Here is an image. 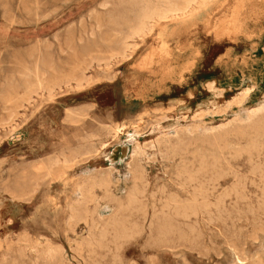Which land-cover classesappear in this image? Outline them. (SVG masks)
<instances>
[{
  "label": "rangeland",
  "instance_id": "rangeland-1",
  "mask_svg": "<svg viewBox=\"0 0 264 264\" xmlns=\"http://www.w3.org/2000/svg\"><path fill=\"white\" fill-rule=\"evenodd\" d=\"M130 1L0 0V168L2 169H0V264H3V261L5 264H98V262L99 264H101V262L104 264H108L109 262V264H260L261 262V264H264V132L255 135L254 138L249 137L242 140L233 134H226L224 137H227L223 138V143L219 148L214 146L212 148V146L207 143L202 144L196 141L204 128L214 129V133L221 131V127H225L226 124L229 125L236 115L244 113L246 110L253 111L264 101V99L257 100L259 102H256L257 104H255V106L250 104L252 108L250 105L247 107L239 106L238 109H230L229 111L226 110L225 112H221L220 106L224 105L225 100L227 101V99H230V95L226 96L225 100H217L214 94L205 90L206 87L204 86L205 82L212 79V77H219L221 75L223 78H228V76L234 72V70H231V73L227 75L229 70L219 71L218 67H216V62L220 57L227 54L229 55L230 51L233 49L235 51L232 52V58L237 57V55H242L241 53L247 49L249 43L251 44L249 41H255L257 37H260V35L264 33V0H212L213 2L210 1L206 9L189 21H162L155 25L152 23V29L142 37L127 39V31L129 32L130 26L132 27L135 25L139 16V11H141L143 7L141 2H138L141 0H132L133 3L135 2L134 5L136 4L135 6L131 5L132 2ZM147 1L151 3L152 1L153 3L156 2V0ZM104 4L110 5L105 6ZM117 6L120 7L118 8ZM131 6L133 7L131 8ZM134 15H136L137 18H135ZM233 21L234 25L232 24ZM230 24L232 26H230ZM96 25H98L99 30H97ZM91 32L93 36H91ZM118 33L121 35L124 34L123 40V35L121 36ZM95 38L97 40H95ZM124 40L126 41L125 43L128 44L125 46L126 49H124L123 46ZM42 41L44 42L41 43ZM57 41L58 43H56ZM101 41L107 44L104 43V45ZM108 41L112 44L108 45ZM245 42L247 45H245ZM79 44L83 46L82 48L84 49H82ZM116 44L118 45L116 46ZM89 45L91 47H89ZM43 48H45V50ZM109 50L112 52L114 51L116 54L108 52ZM124 50L126 51L124 52ZM60 52H62V54ZM125 53L128 57H126ZM91 55L92 57H90ZM106 55H109V57ZM93 56H96L97 59L95 60L96 57ZM103 56L104 61L102 60ZM105 56L107 60H105ZM110 56H112L113 59ZM43 58L44 62H42ZM85 58L87 59L85 60ZM98 58L100 59L98 60ZM101 60L103 63H101ZM108 60L112 61L107 62ZM84 61L86 64H83ZM90 61H93V63L91 62V64ZM41 63L42 66H40ZM49 68H52L53 71ZM81 73L86 77V80H84L85 78ZM38 75H43L44 78ZM103 76H105V78H103ZM37 77H39L40 80ZM32 78L34 79L33 81H31ZM109 78L111 80L108 81L107 79ZM67 79L68 81L66 82ZM13 80L15 82H13ZM26 80H28V83ZM35 80H39L41 83H36ZM45 80H47V83ZM56 80H60L61 83H58L59 81L56 82ZM43 81L45 83H43ZM78 82H81V84L79 85ZM16 83L19 84L16 85ZM31 83L33 86H31ZM15 85L20 88H17ZM47 85H50V88L47 87ZM34 86L36 89H33ZM42 86L43 88L41 89L40 87ZM58 86L61 87L59 88ZM28 87H30V89ZM44 87L46 91H44ZM33 91L36 93L35 95ZM248 94L249 91L243 92L225 107L233 106L235 101L239 98L245 99ZM192 96L194 99H191ZM9 99L11 101L10 103ZM173 99L184 102V107H173ZM90 107L93 109L90 110ZM84 108L85 110H82ZM87 110L90 111L88 112ZM70 111H73V114ZM72 115L74 116L72 117ZM74 118L79 119L78 122ZM9 119L12 123H10L11 121ZM230 127L231 126H228L224 129L230 130ZM188 129L192 131L191 134H188ZM111 130L113 133L110 132ZM117 130L119 131L118 133ZM176 132L180 133L183 140L185 139L183 149H185V151L187 150V152L173 153L171 151L167 152L165 148L164 150L160 147H155V149L151 147V145H153L152 143H154L156 139H159V137L172 136ZM128 134H137V143H139L138 145L142 148V153L139 154L138 160L136 159L134 163L131 160L130 154L125 158L127 149L120 147V145H128L130 149L133 150L134 145L128 144L127 142ZM213 134L208 136L210 140L216 137ZM85 140L89 142V146ZM103 144H106L105 148ZM87 147L88 149H86ZM91 147L93 149L95 148L93 151H95L96 155L95 153H93V155L89 154L90 149L92 150ZM251 148L253 149L250 150ZM204 151L205 153H203ZM75 152H83L81 158L76 162L77 164H75V162H66L65 164L64 162H53V164L49 162L51 166H48V162H42V166L41 162H30L31 160L39 158H58L60 155V158H65V156L69 157ZM195 153L196 155H194ZM145 154H147V156ZM202 156L206 162L200 163L199 160L202 159ZM225 156L226 159H224ZM248 159L250 160L248 161ZM192 160H194V162ZM57 163H59V165H57ZM182 163H184V165ZM17 166L20 168V171ZM52 166L54 167L53 169ZM64 166H66V168ZM134 166L142 167V169L144 168L143 173L145 177L139 182V189L141 191L139 194L140 203L134 208L137 212L132 208L126 207V205L124 206L126 209L118 206L119 199L126 204L127 192L132 188V184H134L130 173L132 169L135 168ZM46 167L48 169L51 167L50 169L52 171H46ZM48 171H50V173ZM86 171L95 174L100 171L101 174L105 175L106 172H112L109 174L110 177H112V179H110V192H107L103 188L94 189L97 201L95 202L96 204L88 203L86 205V203L78 199L75 192L78 187L77 182L79 181L78 184L82 182ZM60 175L64 177L60 178ZM191 175L193 176L191 177ZM43 178L44 182L42 180ZM124 178L125 180L127 179V181H125ZM208 178L212 179L208 181ZM52 181L54 182L52 183ZM179 182L180 184H178ZM3 185L6 189L3 188ZM42 185L45 186V188H43ZM74 185H76V189ZM4 191L6 194L3 193ZM191 191L192 193H190ZM151 192L153 194H151ZM109 193L111 194L109 195ZM187 194H189V198ZM15 195L20 196V198L15 197ZM113 195L118 196V198H114ZM108 197L110 200L107 199ZM102 198L107 199V201H102L104 200ZM108 200L111 202V205L108 204ZM76 204L78 205L77 207ZM114 204H117V207ZM85 205L88 207L86 208ZM105 205L107 206L106 208L104 207ZM184 205L190 206V209L185 211L182 208ZM79 207L84 213L81 212L82 218L78 222V215L76 213ZM140 207H142V209ZM156 207L158 211L155 210ZM119 208L120 210L118 211L117 209ZM92 209H96L98 212ZM197 209L201 214L197 212ZM159 210L161 212H159ZM172 210L173 212H171ZM239 210L241 212H239ZM72 211H76L75 215H73L74 212L72 213ZM182 211L184 215L181 214ZM121 213L122 216H119ZM261 213L262 215L260 216ZM88 214H94L96 218ZM99 214L104 218L101 219L100 216L98 217L97 215ZM127 214L132 215L129 217ZM111 215L115 217L112 216L110 222L109 217L111 218ZM166 216L167 218L169 216V218L167 219ZM171 216L172 218L170 219ZM98 218H100V220ZM129 218L133 221L131 222ZM162 218H164V220ZM175 218H177L176 222ZM214 218L216 219L214 220ZM220 218L221 221H219ZM116 219L121 223L119 227L122 232L119 227L115 228L110 225L113 221H116ZM125 219H127V221L123 222ZM257 219L259 220L258 223L256 222L258 221ZM253 220L255 221L254 223H256L255 225ZM151 221L153 223H151ZM207 221L211 223H207ZM106 222L110 223L106 224ZM125 222L130 223L131 226L127 223L125 226ZM66 223L67 225H65ZM94 223L96 225H94ZM184 223L186 228L184 227ZM193 223L196 227L193 226ZM218 223L220 225H218ZM85 224L87 226H85ZM105 224L106 226H104ZM143 224L146 226H142ZM154 224L156 225L154 226ZM186 224L190 225L186 226ZM252 224L254 227L257 224L260 226L257 225L254 228ZM97 226L101 227H98V230H96ZM103 226L104 228H102ZM74 227L77 228L75 229ZM107 227H109V229H107ZM157 227L160 229H157ZM196 228L198 230H196ZM92 229L95 230L92 232ZM134 229H136V231H134ZM132 230L133 233L131 232ZM156 230H160V234L158 232L156 233ZM109 232L112 233L110 234ZM138 232L141 233L142 236ZM198 233H200V235ZM112 234L117 235L115 236ZM154 234L159 235H156V237ZM181 234L185 236V238L183 236L181 237ZM92 235L93 237H91ZM107 236L111 237L109 238ZM117 236L119 237L117 238ZM176 236L177 238L179 237V240ZM86 237L88 238L84 240ZM19 238H21V240ZM151 238L154 239L152 240ZM181 238L183 242H181ZM24 239L27 243L23 242L25 241ZM110 239H114V242ZM163 239L166 240L170 247ZM167 239H169L168 241L170 243ZM170 239L172 241H170ZM193 239L196 240L197 243L193 241ZM120 240L121 242H119ZM154 240L157 241L155 242ZM147 241H150V244L149 242L147 243ZM173 241H175V243L172 244ZM178 241H180L181 244H179L180 242ZM77 243L79 244L77 245ZM80 243L81 247H79ZM116 244L119 245L120 249H118ZM120 244L122 246H120ZM148 244H155L157 247H151ZM104 245L106 246L104 247ZM24 246L27 252L23 250ZM86 246L90 247L88 248ZM108 246L111 247V252ZM112 246H114L116 250ZM93 247H95V250L97 249V254L95 253L96 251L93 250ZM20 248L21 250H19ZM34 249L38 250L36 251ZM112 249L117 252L114 253L115 251ZM89 250H93V252ZM102 250H104V252L106 251V254L103 253ZM20 251H22L23 254ZM49 251L55 252L56 256H49ZM78 251H82L81 253L84 254L81 255L83 260L81 256H79L80 253ZM40 252L43 254H40ZM76 252L78 253L76 254ZM2 253L4 255L3 257H1ZM10 253H12V255L16 253V256H12ZM100 254H102L103 257ZM260 256L263 261H261ZM117 257L119 259H116ZM36 258L40 261H38V259L36 261ZM43 258L46 260H43ZM55 258L58 261H56ZM103 258L104 260H102ZM113 258L114 261L112 262ZM47 260H49V262ZM115 261L116 263H114Z\"/></svg>",
  "mask_w": 264,
  "mask_h": 264
},
{
  "label": "bare ground",
  "instance_id": "bare-ground-1",
  "mask_svg": "<svg viewBox=\"0 0 264 264\" xmlns=\"http://www.w3.org/2000/svg\"><path fill=\"white\" fill-rule=\"evenodd\" d=\"M4 1V0H3ZM130 1V0H129ZM210 1H212V0H156V2L155 3H153V1H152V3L150 2V1H147V0H141V1H138V2H141V5L143 6L142 7V9H141V11H139L138 9H136L137 11H139V16H138V14H137V16H138V19L136 20L137 22H135V25L134 26H130V28H129V32L127 31V33H128V36H127V34H126V36H127V39H134V38H139V37H142L143 35H145L147 32H149L151 29H152V23H154V25L156 24V23H159V22H162V21H189V20H191V19H193V18H195L197 15H199V13L200 12H202L204 9H206V7L209 5V3H210ZM8 2V1H7ZM130 2H132V4L131 5H134V3H133V1L131 0ZM213 2V1H212ZM211 2V3H212ZM2 3V2H1ZM4 3V2H3ZM105 3V2H104ZM118 3H119V1H118ZM37 4V3H36ZM105 5V4H104ZM106 5H110V4H106ZM105 5V6H106ZM115 5V4H114ZM136 5V4H135ZM134 5V6H135ZM31 6V5H30ZM102 6V5H101ZM100 6V8L102 9V7ZM104 6V7H105ZM116 6V5H115ZM123 6V5H122ZM4 7H6V6H4ZM103 7V8H104ZM110 7V6H109ZM118 7V6H117ZM120 7V6H119ZM118 7V8H119ZM133 6H131V8H132ZM136 7H138V6H136ZM135 7V8H136ZM106 8H108V7H106ZM105 8V9H106ZM4 9V8H3ZM8 9V8H7ZM128 9V8H127ZM134 9V8H133ZM109 10V9H108ZM130 10V9H129ZM5 11V10H4ZM55 11V10H54ZM111 11V10H110ZM7 12V11H6ZM6 12H5V14H6ZM94 12H96V11H94ZM134 12H135V10H134ZM93 14V13H92ZM133 14V13H132ZM135 14H136V12H135ZM37 15V14H36ZM51 16V15H50ZM92 16V15H91ZM122 16V15H121ZM135 16V18H137V16L136 15H134ZM37 17V16H36ZM48 17V16H47ZM111 18V17H110ZM123 18V17H122ZM42 19V18H41ZM47 19V18H46ZM97 19V18H96ZM131 19V18H130ZM42 20H44V19H42ZM105 21V20H104ZM115 21V20H114ZM81 23V22H80ZM128 23V22H127ZM130 23H132V22H130ZM232 24L234 25V21L232 22ZM80 25V24H79ZM99 25V24H98ZM98 25H96L97 26V30H99L98 29ZM128 26H129V23H128ZM230 26H232L231 24H230ZM112 27H114V26H112ZM224 27V26H223ZM94 28V27H93ZM111 28V27H110ZM90 30H92V29H90ZM94 30V29H93ZM110 30V29H109ZM114 30V29H113ZM226 30V29H225ZM234 30V29H233ZM125 31V32H126ZM169 31V30H168ZM94 32V31H93ZM115 32V31H114ZM118 32V31H117ZM120 32H122V31H120ZM92 33V32H91ZM123 33V32H122ZM100 34H101V32H100ZM114 34V33H113ZM119 34V33H118ZM167 34V33H166ZM86 35V34H85ZM96 35V34H95ZM94 35V36H95ZM117 35V34H116ZM119 35H121V34H119ZM123 35V38H122V40L124 39V34H122ZM121 35V36H122ZM91 36H93V33L91 34ZM100 36V35H99ZM118 36V35H117ZM114 37V36H113ZM81 38V37H80ZM115 38V37H114ZM82 40V39H81ZM95 40H97L96 38H95ZM102 40V39H101ZM110 40V39H109ZM112 40V39H111ZM48 41V40H47ZM47 41H46V44H47ZM83 41V40H82ZM81 41V42H82ZM119 41H121V40H119ZM129 41V40H128ZM131 41H133V40H131ZM44 41H42L41 43H43ZM80 42V41H79ZM78 42V43H79ZM103 44L104 43H106V42H103V41H101ZM109 42V41H108ZM112 42V41H111ZM126 41L124 40V43H123V46H124V49H126L125 48V46H127L128 44L127 43H125ZM56 43H58V41L56 42ZM45 44V43H44ZM107 44V43H106ZM110 44H112V43H110L109 42V44L108 45H110ZM74 45V44H73ZM80 45V44H79ZM102 45V44H101ZM105 45V44H104ZM103 45V46H104ZM118 44H116V46H117ZM81 46V45H80ZM87 46V45H86ZM114 46V45H113ZM122 46V45H121ZM83 46H81V48H82ZM89 47H91L90 45H89ZM111 47V46H110ZM53 48V47H52ZM108 48V47H107ZM114 48V47H113ZM117 48V47H116ZM120 48V47H119ZM118 48V49H119ZM130 48V47H129ZM40 49V48H39ZM44 50H45V48H43ZM82 49H84V48H82ZM109 49V48H108ZM35 50H36V48H35ZM38 50V49H37ZM47 50V49H46ZM60 50V49H59ZM89 50V49H88ZM97 50V49H96ZM107 50V49H106ZM117 50V49H116ZM121 50V49H120ZM119 50V51H120ZM128 50V49H127ZM2 51V50H1ZM51 51V50H50ZM87 51V50H86ZM98 51H100V50H98ZM126 50H124V52H125ZM108 52H110V53H115L114 51L112 52V51H108ZM2 53V52H1ZM35 53V52H34ZM39 53V52H38ZM61 54H62V52H60ZM100 53H102L101 51H100ZM100 53H99V55H100ZM49 54V53H48ZM86 54V53H85ZM88 54V53H87ZM108 54V53H107ZM116 54V53H115ZM120 54V53H119ZM121 54H122V52H121ZM120 54V55H121ZM50 55L52 56V54L50 53ZM65 55V54H64ZM96 55V54H95ZM98 54L96 55V56H99ZM124 55V54H123ZM125 55H126V53H125ZM125 55H124V57H125ZM41 56V55H40ZM46 56H48V55H46ZM51 56H50V59H51ZM96 56H93V57H96ZM106 56H108L109 57V55H106ZM105 56V60H107L106 57ZM113 56V55H112ZM112 56H110L111 58H112ZM90 57H92V55L90 56ZM100 57H101V55H100ZM114 57V56H113ZM117 57V56H116ZM121 57V56H120ZM126 57H128L127 55H126ZM41 58V57H40ZM87 58H85V60H86ZM97 59V57L95 58V60ZM100 58H98V60H99ZM113 59V58H112ZM90 60H91V58H90ZM98 60H97V62H98ZM102 60L104 61V56L102 57ZM101 60V61H102ZM39 61V60H38ZM54 61H55V59H54ZM103 61L101 62V63H103ZM112 60H108L107 62H111ZM42 62H44V58H43V61ZM93 63V61H90V63ZM106 62V61H105ZM106 62V63H107ZM48 63V62H47ZM85 63V61L83 62V64ZM91 63V64H92ZM99 63V62H98ZM82 64V63H81ZM86 64V63H85ZM40 65V64H39ZM45 65H46V63H45ZM110 65V64H109ZM35 66H36V64H35ZM40 66H42V63H41V65ZM84 66V65H83ZM92 66V65H91ZM99 66V65H98ZM107 66V65H106ZM45 67V66H44ZM53 67V66H52ZM81 68H82V66H81ZM86 68V67H85ZM49 69H51V71H53L52 70V68H49ZM54 69H55V67H54ZM77 69H79V68H77ZM36 70H37V67H36ZM58 70V69H57ZM83 70V69H82ZM86 70H88V69H86ZM35 71V70H34ZM49 71V70H48ZM28 72H29V70H28ZM31 72V71H30ZM39 73V72H38ZM44 73V72H43ZM49 73V72H48ZM54 73H56V72H54ZM104 73V72H103ZM40 74V73H39ZM82 75H83V73H81ZM34 75V74H33ZM62 75V74H61ZM25 76V75H24ZM23 76V77H24ZM36 76V75H35ZM39 76V75H38ZM40 76H42L43 77V75H40ZM39 76V77H40ZM45 76H46V73H45ZM26 77V76H25ZM28 77V76H27ZM39 77H37L38 79H39ZM41 77V78H42ZM71 77V76H70ZM83 77H84V75H83ZM44 78V77H43ZM85 79L84 80H86V77H84ZM101 78V77H100ZM103 78H105V76H103ZM45 79H46V77H45ZM55 79H56V77H55ZM77 79V78H76ZM82 79V78H81ZM12 80V79H11ZM24 80V79H23ZM31 80V79H30ZM34 79L32 78V80L31 81H33ZM40 80V79H39ZM39 80L37 81V80H35L36 81V83H41V82H39ZM63 80V79H62ZM75 80V79H74ZM83 80V79H82ZM108 81L109 80H111L110 78L109 79H107ZM28 80H26V82H27ZM42 81V80H41ZM46 81V83H47V80H45ZM49 81V80H48ZM51 81V80H50ZM59 81V82H58ZM56 80V82H58V83H61V81L60 80ZM68 81V79L66 80V82ZM71 81H73V80H71ZM7 82V81H6ZM13 82H15L14 80H13ZM54 82V81H53ZM52 82V83H53ZM55 82V83H56ZM66 82H65V84H66ZM77 82V81H76ZM75 82V83H76ZM23 83V82H22ZM28 83V82H27ZM34 83V82H33ZM35 83V84H36ZM43 83H45L44 81H43ZM63 83V82H62ZM79 83V85L81 84V82H78ZM19 84V83H18ZM17 83H16V85H18ZM21 84V83H20ZM32 84V83H31ZM48 84H49V82H48ZM54 84V83H53ZM71 84V83H70ZM69 84V85H70ZM82 84H83V81H82ZM15 85V86H16ZM29 85V84H28ZM37 85H39V84H37ZM37 85H36V87H37ZM43 85V84H42ZM56 85H58V84H56ZM76 85H78V84H76ZM21 86V85H20ZM26 86H27V84H26ZM31 86H33V84L31 85ZM30 86V87H31ZM40 86V85H39ZM53 86V85H52ZM2 87V86H1ZM17 88H20V87H18V86H16ZM30 87H28L29 89H30ZM35 87V86H34ZM33 87V89H36V87L34 88ZM47 87H49L50 88V85H47ZM46 87V88H47ZM57 87V86H56ZM59 87V86H58ZM61 87V86H60ZM59 87V88H60ZM23 88V87H22ZM27 88V87H26ZM39 88V87H38ZM41 89L43 88V86L42 87H40ZM54 88V87H53ZM52 88V89H53ZM3 89V88H2ZM41 89H39V90H41ZM55 89V88H54ZM53 89V90H54ZM38 90V91H39ZM52 90V91H53ZM37 91V92H38ZM44 91H46L45 90V87H44ZM47 91H48V89H47ZM36 92V91H35ZM40 92V91H39ZM49 92V91H48ZM33 93H34V91H33ZM32 93V94H33ZM50 93L52 94V92L50 91ZM30 94V93H29ZM36 93H34V95H35ZM49 94V93H48ZM51 96V95H50ZM1 97V96H0ZM29 97H30V95H29ZM32 98V97H31ZM1 99V98H0ZM32 100V99H31ZM245 99H243V98H239L237 101H235L234 102V104L235 105H241V104H243V101H244ZM1 101V100H0ZM3 101V100H2ZM11 101H10V99H9V103H10ZM18 103V102H17ZM28 103H30V102H28ZM16 104V103H15ZM245 104V103H244ZM243 104V105H244ZM17 105H19V104H17ZM239 106H238V108H239ZM242 107V106H241ZM17 108V107H16ZM19 108V107H18ZM23 108V107H22ZM88 108V107H87ZM91 108V107H90ZM230 107H224L223 109H221V112H225L227 109H229ZM232 108V107H231ZM93 108H91L90 110H92ZM26 110V109H25ZM82 110H85V108L84 109H82ZM90 110H87L88 112L90 111ZM16 111V110H15ZM18 111V110H17ZM86 111V112H87ZM217 111H219V110H217ZM229 111V110H228ZM70 112H72V114H73V111H70ZM70 112H68V113H70ZM81 112V111H80ZM17 113V112H16ZM16 113H15V115H16ZM85 113V112H84ZM150 113V112H149ZM157 113V112H156ZM211 113V112H210ZM213 113H215V112H213ZM76 114V113H75ZM82 114V113H81ZM80 114V115H81ZM154 114V113H153ZM212 114V113H211ZM218 114H219V112H218ZM234 114H236V113H234ZM241 114H243V115H241ZM239 113L238 115H236L235 116V118H234V120L232 121V122H228L229 123V125L228 124H226L225 125V127H221V131H218V132H216V133H214V129L213 130H211V129H206V128H204V130H202V132L200 133L201 135H199L200 137L198 138V139H196V141H199L200 143H202V144H205V143H207V144H209V145H211L212 146V148H213V146L214 147H217V148H219L220 146H221V144L223 143V138H226V137H224L226 134L227 135H235L236 137H238V138H241V140L242 139H245V138H249V137H252V138H254V136L255 135H258L259 133H261V132H264V101H262L256 108H255V110H253V111H248V110H246V111H244V113ZM78 115H79V113H78ZM85 115V114H84ZM84 115H83V119H84ZM89 115V114H88ZM148 115V114H147ZM198 115V114H197ZM200 115V114H199ZM12 116V115H11ZM74 115H72V117H73ZM76 116H77V114H76ZM75 116V117H76ZM144 116V115H143ZM142 116V117H143ZM196 116V115H195ZM217 116H219V115H217ZM72 117H70V118H72ZM81 117V116H80ZM85 117H86V115H85ZM141 117V116H140ZM158 117H159V115H158ZM162 117V116H161ZM204 117V116H203ZM13 118V117H12ZM12 118H11V120H12ZM69 118V119H70ZM79 118V117H78ZM88 118V117H87ZM93 118V117H92ZM150 118V117H149ZM152 118V117H151ZM184 118V117H183ZM202 118V117H201ZM74 119H76L77 120V122H78V120L79 119H77V118H74ZM82 119V118H81ZM107 119H109V118H107ZM142 119V118H141ZM153 119H154V116H153ZM192 119H194V118H192ZM198 119V118H197ZM203 119V118H202ZM201 119V120H202ZM10 120V119H9ZM9 120H8V122H9ZM10 120V121H11ZM156 120V119H155ZM163 120V119H162ZM184 120V119H183ZM67 121H69V120H67ZM66 121V122H67ZM70 121H71V119H70ZM83 121V120H82ZM93 121V120H92ZM154 121V120H153ZM159 121H161V120H159ZM72 122H73V120H72ZM77 122H76V124H77ZM10 123H12V121L10 122ZM13 123H15V122H13ZM111 123V122H110ZM113 123V122H112ZM200 123V122H199ZM73 124V123H72ZM132 124H134V123H132ZM148 124V123H147ZM150 124V123H149ZM9 125V124H8ZM8 125H6V126H8ZM74 125V124H73ZM99 125V124H98ZM200 125H201V123H200ZM94 126V125H93ZM115 126V125H114ZM118 126V125H117ZM149 126V125H148ZM148 126H147V128H148ZM224 126V125H223ZM228 126H231L230 128V130H225L224 128H227ZM85 127V126H84ZM101 127V126H100ZM99 127V128H100ZM105 127H107V126H105ZM220 127V126H219ZM146 128V129H147ZM104 129V128H103ZM112 129V128H111ZM119 129V128H118ZM220 129V128H219ZM218 129V130H219ZM97 130V129H96ZM105 130V129H104ZM116 130V129H115ZM137 131V130H136ZM139 131V130H138ZM143 131V130H142ZM217 131V130H216ZM99 132V131H98ZM102 132V131H101ZM105 132V131H104ZM110 132H112V130L110 131ZM119 131L117 130V133H118ZM141 132V131H140ZM191 130L190 129H188V134H191ZM100 133V132H99ZM108 133V132H107ZM113 133V132H112ZM134 133H135V131H134ZM137 133V132H136ZM214 133V134H213ZM95 134V133H94ZM93 134V135H94ZM101 134V133H100ZM103 134V133H102ZM110 134V133H109ZM215 135L216 137L215 138H213L212 140H210L209 138H208V136L209 135ZM97 135H98V133H97ZM111 135H114V134H111ZM118 135V134H117ZM86 136V135H85ZM106 136V135H105ZM109 136V135H108ZM91 137V136H90ZM94 137V136H93ZM92 137V138H93ZM128 144H133L134 145V148H133V150H131L130 149V147L128 146V145H120V147H122V148H126L127 149V154H126V156H125V158L128 156V154H130V157H131V160L133 161V163L134 162H136V159L138 160V156H139V154H141L142 153V151H141V149L142 148H140V146L138 145L139 143H137V138H138V136H137V134H128ZM76 138V137H75ZM88 138V137H87ZM106 138H108V137H106ZM115 138V137H114ZM113 138V139H114ZM230 138H232V137H230ZM104 139V138H103ZM229 139V138H228ZM81 140V139H80ZM80 140H79V142H80ZM88 140V139H87ZM105 140V139H104ZM118 140V139H117ZM185 140V139H184ZM183 140V137H181V135H180V133L179 132H176V133H174V135H172V136H170V135H168V136H162L161 138L159 137V139H156V141L154 142V143H152L153 145H151V147L152 148H154L155 149V147H160V148H165L166 150H167V152L168 151H171V152H173V153H178V152H183V151H185V149H183V145L185 144V141ZM192 140V139H191ZM240 140V139H239ZM78 141V140H77ZM84 141V140H83ZM83 141H81V142H83ZM90 141V140H89ZM253 141V140H252ZM85 142L86 143H88V146H89V142L88 141H86L85 140ZM190 142V141H189ZM192 142V141H191ZM84 143V142H83ZM226 143V142H225ZM250 143V142H249ZM99 144V143H98ZM194 144V143H193ZM80 145V144H79ZM92 145V144H91ZM104 145V144H103ZM187 145V144H186ZM189 145V144H188ZM83 146V145H82ZM86 146H87V144H86ZM105 146H106V144L104 145V148H105ZM211 146H210V148H211ZM93 147V146H92ZM91 147V148H92ZM101 147V146H100ZM148 147V146H147ZM223 147V146H222ZM221 147V148H222ZM80 148V147H79ZM85 148V147H84ZM83 148V149H84ZM144 148V147H143ZM152 148H151V150H152ZM186 148H188V147H186ZM226 148V147H225ZM78 149V148H77ZM86 149H88V147L86 148ZM85 149V150H86ZM90 149V148H89ZM148 149V148H147ZM164 149V150H165ZM204 149V148H203ZM253 148H251L250 150H252ZM75 150V149H74ZM80 150V149H79ZM93 150H95V148L93 149L92 148V150L90 149V152H89V154L90 155H93V153H95V151H93ZM97 150V149H96ZM124 150V149H123ZM150 150V149H149ZM200 150H201V147H200ZM194 151V150H193ZM195 151H197V150H195ZM203 151V150H202ZM201 151V152H202ZM219 151V150H218ZM62 152V151H61ZM97 152V151H96ZM144 152V151H143ZM166 152V153H167ZM185 152H187V150L185 151ZM213 152V151H212ZM224 152H225V150H224ZM69 153V152H68ZM87 153V152H86ZM85 153V154H86ZM145 153V152H144ZM159 153H160V151H159ZM162 153V152H161ZM190 153V152H189ZM203 153H205V151L203 152ZM209 153H210V151H209ZM66 154H67V152H66ZM70 154V153H69ZM75 154V153H74ZM77 154H78V152H77ZM88 154V153H87ZM163 154V153H162ZM172 154V153H171ZM202 154V153H201ZM253 154V153H252ZM80 155H83V152L80 154ZM95 155H96V153H95ZM98 155V154H97ZM146 156H147V154H145ZM179 155H180V153H179ZM194 155H196V153L194 154ZM210 155H211V153H210ZM220 155H222V154H220ZM237 155V154H236ZM85 156V155H84ZM141 156V155H140ZM165 156H166V154H165ZM175 156V155H174ZM190 156V155H189ZM193 156V155H192ZM198 156V155H197ZM200 156V155H199ZM212 156H213V154H212ZM223 156V155H222ZM235 156V155H234ZM233 156V157H234ZM250 156V155H249ZM60 157H61V155H60ZM66 157V156H65ZM75 157H76V155H75ZM77 157H78V155H77ZM76 157V158H77ZM83 157V156H82ZM93 157H95V156H93ZM144 157V156H143ZM151 157H153V156H151ZM76 158H74V159H76ZM84 158H86V157H84ZM91 158V157H90ZM155 158V157H154ZM164 158H166V157H164ZM168 158V157H167ZM174 158V157H173ZM178 158V157H177ZM183 158V157H182ZM193 158V157H192ZM198 158V157H197ZM215 158V157H214ZM49 159V158H48ZM64 159V164L66 163V162H70L69 160H68V158H63ZM74 159H73V161H74ZM181 159V158H180ZM195 159V158H194ZM223 159V158H222ZM224 159H226V156H225V158ZM50 160H51V158H50ZM52 160H53V158H52ZM80 160H82V159H80ZM154 160V159H153ZM156 160V159H155ZM154 160V161H155ZM162 160V159H161ZM164 160V159H163ZM170 160V159H169ZM174 160V159H173ZM189 160V159H188ZM250 159H248V161H249ZM22 161V160H21ZM41 161V160H40ZM39 161V162H40ZM54 162H55V160H53ZM53 161H49L50 163H52L53 164ZM75 161H77V160H75ZM74 161V162H75ZM83 161V160H82ZM157 161V160H156ZM193 162H194V160H192ZM200 161V163L201 162H206L205 161V159L203 158V156H202V159L201 160H199ZM211 161H213V160H211ZM220 161V160H219ZM226 161V160H225ZM44 162V161H43ZM48 162V163H49ZM153 162V161H152ZM167 162H168V160H167ZM174 162H175V160H174ZM181 162V161H180ZM224 162V161H223ZM42 163V162H41ZM50 163H49V165L48 166H51L50 165ZM73 163V162H72ZM132 163V162H131ZM137 163H138V161H137ZM191 163V162H190ZM199 163V162H198ZM208 163H209V160H208ZM210 163H212V162H210ZM217 163V162H216ZM2 164V163H1ZM33 164V163H32ZM36 164V163H35ZM75 164H77L76 162H75ZM183 165H184V163H182ZM17 165V164H16ZM34 165V164H33ZM45 165V164H44ZM57 165H59V163H57ZM61 165V164H60ZM79 165V164H78ZM131 165V164H130ZM137 165V164H136ZM141 165V164H140ZM188 165V164H187ZM196 165V164H195ZM194 165V166H195ZM213 165H214V163H213ZM223 165V164H222ZM3 166V165H2ZM18 166H20V165H18ZM17 166V167H18ZM41 166V165H40ZM42 166H43V163H42ZM180 166H182V165H180ZM210 166V165H209ZM219 166V165H218ZM30 167H32V166H30ZM33 167H35V166H33ZM56 167V166H55ZM65 168H66V166H64ZM135 167V166H134ZM19 168V167H18ZM22 168V167H21ZM29 168V167H28ZM47 168V167H46ZM45 168V170L47 171V170H51L50 168L48 169H46ZM54 167L52 166V169H53ZM209 168H211V167H209ZM226 168V167H225ZM1 169V168H0ZM144 169V168H143ZM143 169H142V167L140 168L139 166H136L134 169H132V171L130 172L131 173V177H132V179H133V181H134V184H132V182H131V184L133 185V186H131L132 188L131 189H129V191L127 192V195H126V199H127V201H125L126 202V204L125 203H123L122 202V200L121 199H119L120 201L118 202V206L120 207V208H124V206L126 205V207H128V208H132V209H134L135 207H137L138 206V204L140 203V199H139V194H140V189H139V186H140V184H139V182L142 180V178L144 177V173H143ZM197 169V168H196ZM195 169V170H196ZM200 169V168H199ZM202 169H203V167H202ZM223 169V168H222ZM2 170V169H1ZM17 170V169H16ZM24 170V169H23ZM45 170H44V172H45ZM110 170V169H109ZM190 170V169H189ZM213 170H214V168H213ZM19 171H20V168H19ZM19 171H17V172H19ZM52 171V170H51ZM130 171V170H129ZM145 171V170H144ZM206 171V170H205ZM211 171V170H210ZM221 171V170H220ZM49 173H50V171H48ZM96 172V171H95ZM100 172V171H99ZM97 173L96 172V174L95 173H91L90 171H86L85 172V174H84V179H82V182L80 183V184H78V182H77V185H78V187H77V189H76V185H74L75 186V189H76V194H77V197H78V199H80V201H82L83 203H86V205L88 204V203H94V204H96L95 202H97L96 201V194H94L95 192V190L94 189H98V188H103V189H105L107 192L109 191L110 192V187H111V180L110 179H112V177H110V173H112V172H110V173H107L106 172V175L105 174H101V172L100 173ZM116 172V171H115ZM114 172V173H115ZM213 172V171H212ZM257 172H258V170H257ZM117 173V172H116ZM129 173V172H128ZM129 173V174H130ZM177 173V172H176ZM176 173H174V174H176ZM195 173H196V171H195ZM228 173V172H227ZM3 174H4V172H3ZM17 174V173H16ZM48 174V173H47ZM83 174V173H82ZM192 174V173H191ZM218 174V173H217ZM114 175V174H113ZM199 175H201V174H199ZM223 175V174H222ZM9 176H11V175H9ZM61 177L60 178H62V177H64L63 175H60ZM174 176H177V175H174ZM193 175H191V177H192ZM205 176V175H204ZM215 176V175H214ZM259 176V175H258ZM178 177H179V175H178ZM186 177V176H185ZM197 177H198V175H197ZM228 177V176H227ZM49 178V177H48ZM126 178V177H125ZM125 178H124V180H125ZM128 178V177H127ZM145 178V177H144ZM175 178V177H174ZM180 178V177H179ZM202 178V177H201ZM216 178V177H215ZM78 179H79V177H78ZM209 179V178H208ZM210 179H212V178H210ZM210 179L208 180V181H210ZM263 179V178H262ZM8 180H10V179H8ZM43 180V182H44V178L42 179ZM184 180V179H183ZM188 180V179H187ZM201 180V179H200ZM234 180H235V178H234ZM243 180V179H242ZM5 181V180H4ZM41 181V180H40ZM40 181H38V182H40ZM54 181H56V180H54ZM54 181H52V183L54 182ZM125 181H127V179L125 180ZM143 181H144V179H143ZM143 181H142V183H143ZM220 181V180H219ZM245 181V180H244ZM2 182V181H1ZM8 182V181H7ZM6 182V183H7ZM46 182V181H45ZM116 182H117V184H118V181L116 180ZM146 182V181H145ZM144 182V183H145ZM185 182V181H184ZM197 182V181H196ZM254 182V181H253ZM5 183V184H6ZM14 183V182H13ZM47 183V182H46ZM147 183V182H146ZM145 183V184H146ZM187 183H188V181H187ZM38 184V183H37ZM43 184H45V183H43ZM144 184V185H145ZM178 184H180V182L178 183ZM200 184V183H199ZM206 184V183H205ZM261 184V183H260ZM264 184V183H263ZM47 185V184H46ZM175 185V184H174ZM190 185V184H189ZM189 185H187V186H189ZM214 185V184H213ZM7 186V185H6ZM38 186V185H37ZM43 186V185H42ZM176 186V185H175ZM196 186V185H195ZM122 187V186H121ZM126 187V186H125ZM144 187V186H143ZM147 187V186H146ZM183 187H185V186H183ZM259 187V186H258ZM3 188H4V185H3ZM35 188V187H34ZM43 188H45V186H43ZM142 188V187H141ZM180 188H181V186H180ZM196 188V187H195ZM198 188V187H197ZM200 188H201V186H200ZM199 188V189H200ZM212 188H213V186H212ZM4 189H6V188H4ZM14 189V188H13ZM124 189V188H123ZM146 189V188H145ZM144 189V190H145ZM182 189V188H181ZM192 189H193V187H192ZM10 190V189H9ZM187 190V189H186ZM191 190V189H190ZM189 190V191H190ZM214 190V189H213ZM243 190V189H242ZM241 190V191H242ZM6 191V190H5ZM5 191L3 192V193H5ZM142 191H143V188H142ZM181 191V190H180ZM188 191V192H189ZM206 191V190H205ZM208 191V190H207ZM184 192V191H183ZM201 192V191H200ZM103 193V192H102ZM101 193V194H102ZM104 193H106V192H104ZM125 193V192H124ZM158 193V192H157ZM173 193H175V192H173ZM182 193V192H181ZM190 193H192V191L190 192ZM239 193H240V191H239ZM6 194V193H5ZM37 194V193H36ZM108 194V193H107ZM111 193H109V195H110ZM114 194V193H113ZM126 194V193H125ZM146 194H147V192H146ZM151 194H153L152 192H151ZM155 194V193H154ZM170 194H171V192H170ZM176 194V193H175ZM194 194V193H193ZM208 194H209V192H208ZM225 194H226V192H225ZM233 194V193H232ZM106 195V194H105ZM142 195V194H141ZM159 195H161V194H159ZM166 195V194H165ZM177 195H178V193H177ZM181 195V194H180ZM188 195L189 194H187V197H188ZM202 195V194H201ZM114 196V198H118V196H115V195H113ZM145 196V195H144ZM157 196V195H156ZM163 196V195H162ZM184 196H186V195H184ZM183 196V197H184ZM209 196H211V195H209ZM208 196V197H209ZM216 196V195H215ZM223 196V195H222ZM15 197H19L20 198V196H16L15 195ZM67 197V196H66ZM143 197V196H142ZM159 197V196H158ZM182 197V198H183ZM205 197V196H204ZM226 197H227V195H226ZM237 197H238V195H237ZM245 197V196H244ZM98 198H99V196H98ZM113 198V197H112ZM121 198V197H120ZM146 198V197H145ZM151 198V197H150ZM169 198V197H168ZM174 198H176V197H174ZM189 198V197H188ZM216 198V197H215ZM229 198V197H228ZM234 198V197H233ZM28 199V198H27ZM102 199H104V198H102ZM101 199V200H102ZM107 199H109V197L107 198ZM107 199H104V200H102V201H107ZM152 199V198H151ZM153 199H155V198H153ZM160 199V198H159ZM167 199V198H166ZM166 199H165V201H166ZM187 199V198H186ZM192 199V198H191ZM217 199H218V197H217ZM110 200V199H109ZM108 200V201H109ZM116 200V199H115ZM124 200V199H123ZM145 200V199H144ZM161 200V199H160ZM177 200V199H176ZM185 200V199H184ZM190 200V199H189ZM193 200V199H192ZM211 200V199H210ZM100 201V200H99ZM143 201V200H142ZM175 201V200H174ZM180 201V200H179ZM191 201V200H190ZM239 201V200H238ZM264 201V200H263ZM23 202V201H22ZM46 202V201H45ZM76 202H78V201H76ZM115 202V201H114ZM144 202V201H143ZM152 202H153V200H152ZM155 202V201H154ZM170 202H172V201H170ZM185 202V201H184ZM192 202V201H191ZM195 202V201H194ZM72 203H74V202H72ZM82 203V204H83ZM111 202L109 201L108 202V204H110ZM142 203V202H141ZM163 203V202H162ZM196 203V202H195ZM194 203V204H195ZM200 203H201V201H200ZM212 203V202H211ZM219 203V202H218ZM235 203V202H234ZM79 204V203H78ZM82 204H80V205H82ZM148 204V203H147ZM154 204V203H153ZM185 204V203H184ZM198 204V203H197ZM196 204V205H197ZM215 204V203H214ZM221 204V203H220ZM223 204V203H222ZM72 205H75V204H72ZM72 205H70L71 207H74V206H72ZM85 205V206H86ZM90 205V204H89ZM101 205V204H100ZM111 205V204H110ZM113 205V204H112ZM115 205V204H114ZM141 205V204H140ZM143 205H146V204H143ZM142 205V206H143ZM164 205V204H163ZM171 205V204H170ZM179 205V204H178ZM181 205H182V203H181ZM195 205V206H196ZM207 205V204H206ZM233 205V204H232ZM234 205H236V204H234ZM78 205L76 204V207H77ZM84 206V205H83ZM109 206V205H108ZM116 207H117V204L115 205ZM194 206V207H195ZM198 206V205H197ZM213 206V205H212ZM211 206V207H212ZM88 206H86V208H87ZM99 207V206H98ZM97 207V208H98ZM105 208L107 207L106 205L104 206ZM115 207V208H116ZM167 207V206H166ZM174 207V206H173ZM193 207V208H194ZM218 207V206H217ZM238 207V206H237ZM96 208V207H95ZM102 208V207H101ZM120 208L119 209H117L118 211L120 210ZM139 208V207H138ZM141 209H142V207H140ZM162 208V207H161ZM160 208V209H161ZM182 208L185 210V211H187V210H189L190 209V206H187V205H184V206H182ZM204 208V207H203ZM233 208H235V207H233ZM258 208V207H257ZM91 209V208H90ZM110 209H111V207H110ZM124 209H126V208H124ZM163 209V208H162ZM165 209H167V208H165ZM180 209V208H179ZM70 210V209H69ZM72 210H73V208H72ZM74 210H75V208H74ZM89 210V209H88ZM93 210V209H92ZM94 210H96V209H94ZM93 210V211H94ZM115 210V209H114ZM135 210V209H134ZM139 210V209H138ZM149 210V209H148ZM152 210H153V208H152ZM155 210H157V207H156V209ZM170 210V209H169ZM174 210V209H173ZM173 210L171 211V212H173ZM205 210V209H204ZM233 210V209H232ZM64 211H65V209H64ZM97 211V210H96ZM103 211H106V210H103ZM112 211V210H111ZM117 211V212H118ZM121 211H122V209H121ZM120 211V212H121ZM124 211H126V210H124ZM145 211V210H144ZM158 211V210H157ZM156 211V213L158 214V212ZM165 211H167V210H165ZM228 211V210H227ZM257 211V210H256ZM74 211H72V213H73ZM76 212V211H75ZM75 212L73 213V215H75ZM81 212H82V210H81V208L79 207L78 209H77V221L79 222V220H81ZM88 212V211H87ZM89 212H90V210H89ZM98 212V211H97ZM108 212V211H107ZM131 212H132V210H131ZM135 212H137L136 210H135ZM134 212V213H135ZM142 212V211H141ZM159 212H161L160 210H159ZM191 212V211H190ZM197 212H198V209H197ZM203 212H205V211H203ZM202 212V213H203ZM211 212V211H210ZM210 212H208V213H210ZM218 212V211H217ZM223 212V211H222ZM225 212V211H224ZM239 212H241L240 210H239ZM64 213V212H63ZM70 213H71V211H70ZM82 213H84V212H82ZM92 213H94V212H92ZM116 213V212H115ZM114 213V214H115ZM126 213H128V212H126ZM168 213V212H167ZM189 213V212H188ZM193 213H195V212H193ZM198 213H200V212H198ZM226 213V212H225ZM95 214V213H94ZM94 214H88V215H91V216H94L95 217V215ZM118 214H120V213H118ZM149 214V213H148ZM147 214V215H148ZM153 214V213H152ZM182 215H184L183 214V211H182V213H181ZM185 214H186V212H185ZM201 214V213H200ZM205 214V213H204ZM203 214V215H204ZM215 214V213H214ZM252 214V213H251ZM250 214V215H251ZM49 215V214H48ZM63 215V214H62ZM87 215V214H86ZM117 215V214H116ZM124 215V214H123ZM126 215V214H125ZM127 215H129V214H127ZM132 214H130L129 215V217L131 216ZM140 215V214H139ZM144 215V214H143ZM162 215V214H161ZM160 215V216H161ZM182 215H181V218H182ZM193 215V214H192ZM192 215H191V217H192ZM240 215V214H239ZM262 215V213L260 214V216ZM71 216V215H70ZM85 216V215H84ZM98 217L100 216V218L101 219H103L104 217H102L101 216V214H99V215H97ZM112 216H114V215H111V218L109 217V221L110 220H112ZM118 216V215H117ZM119 216H122V213H121V215H119ZM134 216V215H133ZM132 216V217H133ZM136 216H137V214H136ZM141 216V215H140ZM159 216V217H160ZM188 216H190V215H188ZM208 216V215H207ZM215 216H217V215H215ZM220 216V215H219ZM54 217V216H53ZM74 217V216H73ZM87 217V216H86ZM89 217V216H88ZM115 217V216H114ZM123 217H125V216H123ZM122 217V218H123ZM138 217V216H137ZM153 217H155V216H153ZM152 217V218H153ZM162 217V216H161ZM176 217V216H175ZM198 217V216H197ZM201 217H202V215H201ZM212 217V216H211ZM218 217V216H217ZM76 218V217H75ZM92 218V217H91ZM96 218V217H95ZM100 218H98L99 220H100ZM108 218V217H107ZM119 218H121V217H119ZM126 218V217H125ZM143 218H144V216H143ZM147 218V217H146ZM166 218H167V216H166ZM168 218H169V216H168ZM167 218V219H168ZM172 218V216L170 217V219ZM189 218V217H188ZM206 218V217H205ZM204 218V219H205ZM257 218V217H256ZM71 219V218H70ZM74 219V218H73ZM89 219V218H88ZM94 219V218H93ZM115 219V218H114ZM128 219V218H127ZM127 219H125V220H123V222L124 221H127ZM130 219V218H129ZM139 219V218H138ZM148 219V218H147ZM159 219V218H158ZM163 220H164V218H162ZM161 219V220H162ZM185 219V218H184ZM207 219V218H206ZM210 219V218H209ZM216 218H214V220H215ZM260 219V218H259ZM72 220V219H71ZM85 220V219H84ZM131 220V222L133 221L132 219H130ZM163 220H162V223H163ZM173 220H174V218H173ZM176 220H177V218H175V222H176ZM183 220V219H182ZM189 220V219H188ZM219 220V219H218ZM258 220V219H257ZM75 221V220H74ZM98 221V220H97ZM96 221V222H97ZM122 221V220H121ZM140 221V220H139ZM145 221V220H144ZM157 221V220H156ZM156 221H155V223H156ZM184 221V220H183ZM182 221V222H183ZM206 221V220H205ZM219 221H221V218H220V220ZM69 222V221H68ZM71 222V221H70ZM81 222V221H80ZM86 222V221H85ZM99 222V221H98ZM111 222V221H110ZM110 222H108V223H110ZM136 222V221H135ZM141 222V221H140ZM146 222V221H145ZM164 222H166V221H164ZM187 222V221H186ZM192 222V221H191ZM197 222V221H196ZM255 221L253 220V223H254ZM257 223L259 222V220L258 221H256ZM64 223H65V221H64ZM107 222H106V224H108ZM126 223L127 222H125V226H126ZM144 223V222H143ZM151 223H153L152 221H151ZM178 223H180V222H178ZM207 223H211L210 221L208 222L207 221ZM261 223V222H260ZM259 223V224H260ZM72 224V223H71ZM74 224V223H73ZM87 224V223H86ZM85 224V226H87ZM93 224V223H92ZM101 224H102V222H101ZM106 224L104 225V226H106ZM123 224V223H122ZM127 224H129L130 226H131V224L130 223H127ZM133 224H135V223H133ZM142 224V223H141ZM150 224V223H149ZM165 224V223H164ZM170 224V223H169ZM172 224V223H171ZM177 224V223H176ZM206 224V223H205ZM215 224V223H214ZM256 223H254V225H255ZM259 224H257V225H259ZM262 224V223H261ZM65 225H67V223L65 224ZM77 225V224H76ZM94 225H96L95 223H94ZM93 225V226H94ZM98 225V224H97ZM110 225H112V226H114L115 228H117V227H119V226H121V223L119 222V221H117V219H116V221H113ZM129 225H127V226H129ZM138 225V224H137ZM145 224H143L142 226H144ZM156 224H154V226H155ZM175 225V224H174ZM189 226L190 224H186V226ZM210 225V224H209ZM212 225V224H211ZM217 225V224H216ZM218 225H220L219 223H218ZM253 225V224H252ZM254 225H253V227H254ZM256 225V226H257ZM75 226V225H74ZM92 226V225H91ZM104 226L102 227V228H104ZM108 226V225H107ZM111 226V227H112ZM135 226V225H134ZM146 226V225H145ZM144 226V227H145ZM149 226V225H148ZM159 226V225H158ZM165 226V225H164ZM163 226V227H164ZM168 226V225H167ZM193 226H195L194 225V223H193ZM207 226V225H206ZM255 226V227H256ZM260 226V225H259ZM262 226H263V224H262ZM67 227V226H66ZM72 227V226H71ZM98 227H101V226H97V229L96 230H98ZM123 227H124V225H123ZM123 227H121V228H123ZM133 227V226H132ZM132 227H131V229H132ZM169 227V226H168ZM171 227V226H170ZM176 227V226H175ZM183 227V226H182ZM184 227H185V223H184ZM196 227V226H195ZM209 227V226H208ZM254 227V228H255ZM264 227V226H263ZM69 228H70V226H69ZM75 228V227H74ZM77 228V227H76ZM75 228V229H76ZM93 228V227H92ZM106 228V227H105ZM126 228V227H125ZM130 228V227H129ZM141 228V227H140ZM149 228V227H148ZM159 227H157V229H158ZM165 228V227H164ZM174 228V227H173ZM178 228V227H177ZM186 228V227H185ZM199 228V227H198ZM201 228V227H200ZM216 228V227H215ZM219 228V227H218ZM71 229V228H70ZM87 229H88V227H87ZM107 229H109V227H107ZM107 229H106V231H107ZM119 229H120V227H119ZM136 229H137V227H136ZM136 229H134V231H136ZM151 229V228H150ZM160 229V228H159ZM162 229V228H161ZM169 229V228H168ZM171 229V228H170ZM222 229V228H221ZM69 230V229H68ZM90 230V229H89ZM93 230H95V229H92V232H93ZM103 230V229H102ZM118 230V229H117ZM116 230V231H117ZM121 230V229H120ZM127 230V229H126ZM166 230V229H165ZM177 230V229H176ZM187 230V229H186ZM193 230V229H192ZM196 230H198L197 228H196ZM218 230V229H217ZM220 230V229H219ZM232 230H234V229H232ZM231 230V231H232ZM254 230V229H253ZM257 230H259V229H257ZM257 230H255V231H257ZM104 231V230H103ZM110 231V230H109ZM119 231V230H118ZM117 231V232H118ZM139 231H140V229H139ZM163 231V230H162ZM188 231V230H187ZM230 231V232H231ZM260 231V230H259ZM258 231V232H259ZM70 232V231H69ZM68 232V233H69ZM71 232H74V231H71ZM91 232V233H92ZM102 232V231H101ZM115 232V231H114ZM116 232V233H117ZM121 232H122V230H121ZM121 232H119V233H121ZM130 232V231H129ZM132 233H133V230L131 231ZM141 232H142V230H141ZM144 232V231H143ZM153 232V231H152ZM159 233L160 232V230H156V233ZM173 232H175V231H173ZM197 232H199V231H197ZM238 232V231H237ZM236 232V233H237ZM257 232V233H258ZM261 232V231H260ZM76 233V232H75ZM74 233V234H75ZM96 233H97V231H96ZM110 233V232H109ZM108 233V234H109ZM112 233V232H111ZM110 233V234H111ZM139 233V232H138ZM180 233V232H179ZM190 233V232H189ZM192 233V232H191ZM234 233V232H233ZM95 234V233H94ZM102 234V233H101ZM106 234V233H105ZM105 234H104V236H105ZM109 234V235H110ZM123 234H124V232H123ZM127 234V233H126ZM125 234V235H126ZM136 234V233H135ZM135 234H133V235H135ZM139 234H141V233H139ZM153 234V233H152ZM160 234V233H159ZM158 234V235H159ZM165 234V233H164ZM183 234V233H182ZM181 234V237L183 236ZM186 234H187V232H186ZM185 234V235H186ZM199 235H200V233H198ZM197 234V235H198ZM220 234V233H219ZM235 234V233H234ZM24 235V234H23ZM29 235V234H28ZM65 235V234H64ZM67 235V234H66ZM91 235V234H90ZM97 235V234H96ZM112 235H115V234H112ZM117 235V234H116ZM115 235V236H116ZM128 235V234H127ZM132 235V234H131ZM143 235H144V233H143ZM155 236L157 235V234H154ZM157 235V236H158ZM169 235V234H168ZM175 235V234H174ZM177 235V234H176ZM229 235H230V233H229ZM12 236V235H11ZM26 236V235H25ZM98 236H101V235H98ZM124 236V235H123ZM141 236H142V234H141ZM156 236V237H157ZM167 236V235H166ZM255 236H257V235H255ZM260 236V235H259ZM22 237V236H21ZM90 237V236H89ZM91 237H93V235L91 236ZM90 237V238H91ZM103 237V236H102ZM107 237H109V236H107ZM111 237V236H110ZM109 237V238H110ZM114 237V236H113ZM119 236H117V238H118ZM128 237V236H127ZM139 237V236H138ZM150 237V236H149ZM161 237V236H160ZM184 238H185V236H183ZM188 237H189V234H188ZM190 237L192 238V236L190 235ZM233 237V236H232ZM237 237V236H236ZM23 238H24V236H23ZM27 238V237H26ZM88 237H86L84 240H86ZM95 238H96V236H95ZM100 238V237H99ZM123 238V237H122ZM121 238V239H122ZM131 238V237H130ZM163 238H164V236H163ZM174 238V237H173ZM176 238H177V236H176ZM175 238V239H176ZM196 238V237H195ZM239 238V237H238ZM20 240H21V238H19ZM18 239V240H19ZM30 239V238H29ZM28 239V240H29ZM41 239V238H40ZM97 239V238H96ZM107 239V238H106ZM115 239V238H114ZM114 239H110L111 241H113ZM120 239V238H119ZM118 239V240H119ZM127 239V238H126ZM135 239V238H134ZM152 239V238H151ZM154 239V238H153ZM152 239V240H153ZM155 239H157V238H155ZM174 239V240H175ZM178 240H179V237L177 238ZM237 239V238H236ZM254 239V238H253ZM8 240V239H7ZM25 240V239H24ZM31 240H32V238H31ZM36 240V239H35ZM76 240V239H75ZM102 240V239H101ZM104 240V239H103ZM109 240V239H108ZM150 240V239H149ZM152 240H151V242H152ZM159 240L161 241V239L159 238ZM165 239H163V241H164ZM169 239H167V241H168ZM189 240H190V238H189ZM199 240V239H198ZM201 240V239H200ZM258 240V239H257ZM263 240V239H262ZM5 241H6V239H5ZM9 241V240H8ZM89 241V240H88ZM94 241V240H93ZM95 241H97V240H95ZM123 241V240H122ZM133 241V240H132ZM155 241V240H154ZM157 241V240H156ZM155 241V242H156ZM170 241H172L171 239H170ZM193 241H195L196 243H197V241L196 240H194L193 239ZM227 241V240H226ZM241 241V240H240ZM239 241V242H240ZM264 241V240H263ZM263 241H262V243H263ZM23 242H26V240L25 241H23ZM30 242V241H29ZM39 242V241H38ZM78 242V241H77ZM80 242V241H79ZM85 242V241H84ZM91 242V241H90ZM101 242V241H100ZM103 242V241H102ZM114 242V241H113ZM119 242H121V240L119 241ZM134 242H136V241H134ZM149 242V244H150V241H147V243ZM164 242H166V240L164 241ZM169 242V241H168ZM178 242H180V241H178ZM181 242H183V240H182V238H181ZM181 242L179 243V244H181ZM186 242V241H185ZM188 242V241H187ZM190 242V241H189ZM21 243V242H20ZM27 243V242H26ZM37 243V242H36ZM47 243V242H46ZM45 243V244H46ZM72 243V242H71ZM74 243V242H73ZM97 243V242H96ZM99 243V242H98ZM106 243V242H105ZM117 243H118V241H117ZM129 243V242H128ZM128 243H127V245H128ZM154 243V242H153ZM158 243V242H157ZM161 243V242H160ZM167 243V242H166ZM170 243V242H169ZM173 243H175V241H173L172 242V244ZM192 243H194V242H192ZM195 243V244H196ZM202 243V242H201ZM9 244H11V243H9ZM17 244V243H16ZM48 244V243H47ZM51 244V243H50ZM79 243H77V245H78ZM87 244V243H86ZM89 244V243H88ZM87 244V245H88ZM100 244V243H99ZM108 244V243H107ZM130 244V243H129ZM148 244V245H149ZM164 244V243H163ZM168 244V243H167ZM190 244V243H189ZM8 245V244H7ZM20 245H22V244H20ZM29 245V244H28ZM28 245H26V246H28ZM52 245V244H51ZM71 245V244H70ZM76 245V246H77ZM90 245V244H89ZM94 245V244H93ZM103 245V244H102ZM111 245V244H110ZM113 245H115V244H113ZM117 246H118V249H120L119 248V245L118 244H116ZM164 245H166V244H164ZM163 245V246H164ZM169 245V244H168ZM175 245V244H174ZM174 245H172V246H174ZM197 245V244H196ZM241 245V244H240ZM17 246V245H16ZM35 246H36V244H35ZM35 246H32V247H35ZM42 246V245H41ZM40 246V247H41ZM75 246V247H76ZM85 246V245H84ZM99 246V245H98ZM106 245H104V247H105ZM117 246H115V247H117ZM120 246H122L121 244H120ZM149 246H156L155 244H153V245H149ZM158 246H160V247H162L161 245H158ZM176 246V245H175ZM174 246V247H175ZM180 246V245H179ZM194 246V245H193ZM244 246V245H243ZM13 247V246H12ZM29 247V246H28ZM30 247H31V244H30ZM37 247V246H36ZM43 247H44V245H43ZM48 247V246H47ZM78 247V246H77ZM79 247H81V243H80V245H79ZM86 247H88V246H86ZM90 247V246H89ZM88 247V248H89ZM109 247V246H108ZM113 248H114V246H112ZM123 247H124V243H123ZM157 247V246H156ZM169 247H170V245H169ZM168 247V248H169ZM4 248V247H3ZM6 248V247H5ZM22 248V247H21ZM21 248L19 249V250H21ZM25 246H24V248H23V250H25ZM58 248H59V246H58ZM73 248V247H72ZM83 248H85V247H83ZM82 248V249H83ZM95 247H93V250H95L94 249ZM96 248H97V245H96ZM107 248V247H106ZM110 248V252H111V247H109ZM164 248V247H163ZM166 248V247H165ZM17 249V248H16ZM45 249V248H44ZM51 249V248H50ZM54 249H56V248H54ZM92 249V248H91ZM98 249V248H97ZM96 249V250H97ZM103 249V248H102ZM115 249V248H114ZM155 249V248H154ZM159 249V248H158ZM162 249V248H161ZM12 250H13V248H12ZM29 250V249H28ZM34 250H38V249H34ZM42 250V249H41ZM58 250V249H57ZM76 250V249H75ZM78 250H80V249H78ZM93 250H89V251H92L93 252ZM95 250V251H96ZM106 250V249H105ZM113 250V249H112ZM116 250V249H115ZM115 250H113V251H115ZM123 250V249H122ZM122 250H120V251H122ZM164 250V249H163ZM170 250V249H169ZM1 251V250H0ZM18 251V250H17ZM31 251V250H30ZM33 251V250H32ZM43 251V250H42ZM56 251V250H55ZM60 251V250H59ZM63 251V250H62ZM72 251V250H71ZM77 251V250H76ZM88 251V250H87ZM103 251V253H105L106 254V251L104 252V250H102ZM8 252V251H7ZM10 252H11V250H10ZM19 252V251H18ZM20 252H22V251H20ZM25 252H27L26 250H25ZM44 252V251H43ZM47 252V251H46ZM74 252V251H73ZM79 252V251H78ZM78 252H76V254L78 253ZM82 252V251H81ZM81 252H79L80 253V255L79 256H81V255H84V254H82ZM91 252V253H92ZM97 252L98 251H96L95 253L97 254ZM117 251H115L114 253H116ZM264 252V251H263ZM6 253V252H5ZM39 253V252H38ZM114 253H112V254H114ZM244 253H246V252H244ZM7 254V253H6ZM11 255H12V253H10ZM9 254V255H10ZM14 254V253H13ZM16 254V253H15ZM14 254V255H15ZM18 254V253H17ZM21 254V253H20ZM20 254H19V257H20ZM22 254H23V252H22ZM26 254V253H25ZM24 254V255H25ZM36 254V253H35ZM40 254H43V253H41L40 252ZM75 254V253H74ZM109 254V253H108ZM111 254V253H110ZM118 254H120V253H118ZM260 254V253H259ZM14 255H12V256H14ZM23 255V258L25 259V256ZM37 255V254H36ZM39 255V254H38ZM48 255L49 256H56V254H55V252H51V251H49L48 252ZM61 255H62V253H61ZM95 255V254H94ZM101 256H102V254H100ZM116 255V254H115ZM261 255H262V253H261ZM264 255V254H263ZM263 255H262V257H263ZM4 255H3V253H2V256L1 257H3ZM7 256V255H6ZM5 256V257H6ZM16 256V255H15ZM22 256V255H21ZM27 256V255H26ZM31 256V255H30ZM45 256V255H44ZM47 256V255H46ZM63 256V255H62ZM61 256V257H62ZM237 256V255H236ZM246 256H247V254H246ZM9 257V256H8ZM32 257V256H31ZM38 257V256H37ZM59 257V256H58ZM91 257V256H90ZM96 257H98V256H96ZM103 257V256H102ZM105 257V256H104ZM111 257V256H110ZM113 257V256H112ZM116 257V256H115ZM119 257H121V256H119ZM125 257V256H124ZM256 257H257V255H256ZM17 258H18V255H17ZM40 258V257H39ZM42 258V257H41ZM57 258V257H56ZM56 258H55V260H56ZM71 258H73V257H71ZM88 258V257H87ZM100 258V257H99ZM254 258V257H253ZM2 259V258H1ZM7 259H9V258H7ZM20 259V258H19ZM37 259L38 258H36V261H37ZM45 258H43V260H44ZM81 259H82V256H81ZM97 259V258H96ZM116 259H119L118 257L116 258ZM238 259V258H237ZM259 259V258H258ZM260 259H261V256H260ZM11 260V259H10ZM17 260V259H16ZM21 260V259H20ZM29 260V259H28ZM46 260V259H45ZM51 260V259H50ZM62 260V259H61ZM60 260V261H61ZM74 260V259H73ZM83 260V259H82ZM89 260V259H88ZM95 260V259H94ZM93 260V261H94ZM100 260V259H99ZM102 260H104V258L102 259ZM108 260H109V258H108ZM122 260V259H121ZM121 260H120V262H121ZM249 260V259H248ZM251 260V259H250ZM2 261V260H1ZM19 261V260H18ZM21 261H23V260H21ZM38 261H40L39 259H38ZM48 262H49V260H47ZM56 261H58V260H56ZM55 261V262H56ZM59 261V262H60ZM77 261V260H76ZM86 261V260H85ZM96 262H98L97 260H95ZM101 261V260H100ZM114 261V258L112 259V262ZM252 261V260H251ZM257 261H259V260H257ZM261 261H263V259H261ZM15 262H17V261H15ZM46 262V261H45ZM63 262V261H62ZM89 262V261H88ZM105 262V261H104ZM123 262H125V261H123ZM241 262V261H240ZM239 262V263H240ZM2 263V262H1ZM9 263V262H8ZM36 263V262H35ZM39 263H41V262H39ZM51 263H52V261H51ZM77 263V262H76ZM84 263V262H83ZM110 263V262H109ZM108 263V264H109ZM114 263H116V261L114 262ZM118 263V262H117ZM247 263V262H246ZM256 263V262H255ZM259 263V262H258ZM3 264H5L4 263V261H3ZM13 264V263H12ZM22 264V263H21ZM24 264V263H23ZM26 264V263H25ZM33 264V263H32ZM42 264H46V263H42ZM55 264V263H54ZM78 264V263H77ZM80 264V263H79ZM84 264H86V263H84ZM89 264V263H88ZM92 264V263H91ZM95 264V263H94ZM98 264H99V262H98ZM101 264H104V263H102L101 262ZM248 264H250V263H248ZM252 264V263H251ZM260 264H261V262H260ZM263 264V263H262Z\"/></svg>",
  "mask_w": 264,
  "mask_h": 264
},
{
  "label": "crops",
  "instance_id": "crops-1",
  "mask_svg": "<svg viewBox=\"0 0 264 264\" xmlns=\"http://www.w3.org/2000/svg\"><path fill=\"white\" fill-rule=\"evenodd\" d=\"M249 42H251V44L249 43L247 49L241 53L242 55H237V57L232 58V52L235 51L233 49L230 51L229 55H223V57L217 60L216 67H218L220 72L226 71L227 69L229 70L227 75H229V73H231L230 71L234 70L228 78H223L220 75L219 77H212V79L204 84L206 87L205 90L214 94L217 100H225L226 96L230 95V99L224 101V105L220 106V110L246 91H249V94L243 101V104H245H241L240 107H247L250 104L255 106V104L259 102L257 100L264 99V33L261 34L260 37H257L255 41L250 40ZM245 45H247L246 42ZM191 99H194V97L192 96ZM183 103L184 102L174 100L172 106L177 108L184 107ZM238 106L234 104L231 106L232 108L230 107L227 111L230 109H238ZM250 107L252 108L251 105ZM80 154V152H78V154L75 152V154L65 157V159L68 158L70 162H74L75 160H77L75 162H78V159L81 158ZM75 155L76 157L78 155V157L76 158ZM52 158L51 160L50 158H39L31 160L30 162H39L40 160V162H51L53 160H55V162L64 161V159L60 157L53 158V160Z\"/></svg>",
  "mask_w": 264,
  "mask_h": 264
}]
</instances>
